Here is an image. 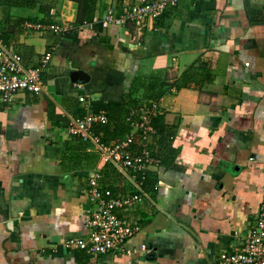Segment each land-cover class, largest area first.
Wrapping results in <instances>:
<instances>
[{"label": "crops", "instance_id": "0c3cea01", "mask_svg": "<svg viewBox=\"0 0 264 264\" xmlns=\"http://www.w3.org/2000/svg\"><path fill=\"white\" fill-rule=\"evenodd\" d=\"M141 1L87 0L83 8L84 0H45L47 13L14 7L8 15L0 6V36L27 67L53 52L42 92L0 105V264H218L248 236L264 199V0H180L142 26H81ZM40 21L74 29L42 36L24 28ZM135 86L138 105L110 121ZM148 98L161 106L145 182L155 205L143 198L127 213L140 226L127 243L135 253L66 251L64 240L88 233L93 174L116 194L130 189L70 135L71 119L104 115L92 133L111 144L130 135L126 118Z\"/></svg>", "mask_w": 264, "mask_h": 264}, {"label": "built area", "instance_id": "2783aa9c", "mask_svg": "<svg viewBox=\"0 0 264 264\" xmlns=\"http://www.w3.org/2000/svg\"><path fill=\"white\" fill-rule=\"evenodd\" d=\"M179 1L142 0L139 4L122 6L120 11L111 8L100 20L86 21L81 26L93 28L95 24H100L103 29L125 27L131 23L142 26L158 20ZM50 14L55 15V11L51 9ZM24 28L42 36H69L74 26L57 21H40L26 22ZM52 58L53 52L46 51L37 66L27 67L20 50L0 36V105L9 107L19 95L41 93L44 89L43 73ZM160 114L161 106L157 101L150 100L139 105L126 118L131 129L130 135L111 144H105L92 133L93 125L107 122L104 115L71 119L68 127L70 135L95 148L106 163L128 180L130 189L127 195L116 194L113 188L104 184L101 173L93 174L88 181V233L84 237L64 240L61 243L63 249L79 250L89 255L125 253L131 257L135 253L127 250V243L140 230V226L127 213L133 211L143 198L155 205L149 198L145 182L150 166L156 162L149 149L150 139L156 132L152 122ZM136 136L139 138L138 145ZM141 250L146 251L148 248L143 245ZM218 264H264V199L241 247L235 252L222 253Z\"/></svg>", "mask_w": 264, "mask_h": 264}, {"label": "trees", "instance_id": "16d2710c", "mask_svg": "<svg viewBox=\"0 0 264 264\" xmlns=\"http://www.w3.org/2000/svg\"><path fill=\"white\" fill-rule=\"evenodd\" d=\"M85 2L83 3V8L86 5L87 0H84ZM88 3V2H87ZM0 6L3 8V11L5 14H9V10L11 8H34L37 6H40V8L47 13V11H49V5L46 4L45 0H0ZM94 5L85 8L83 12H90L89 13V18L87 20H92L91 14L94 12ZM79 20L82 22V20L79 18ZM79 22V23H81ZM83 24V22H82ZM80 25V24H79ZM1 38L5 41L8 42V38L7 34H3V36H1ZM137 87V88H136ZM139 91V86H135V89L133 88V91L131 92V94H129L128 99L124 100L122 102L121 105H119L118 107H114L113 109H111L110 113H109V118L110 121H115L117 123L122 122L124 116L127 115L128 113V107H135L138 105L139 102H137L136 98H135V94H137ZM150 100H155V99H146V101H150ZM116 123V125H117ZM122 126V125H121ZM122 131L124 132L125 129H122Z\"/></svg>", "mask_w": 264, "mask_h": 264}, {"label": "water", "instance_id": "95a60500", "mask_svg": "<svg viewBox=\"0 0 264 264\" xmlns=\"http://www.w3.org/2000/svg\"><path fill=\"white\" fill-rule=\"evenodd\" d=\"M105 41L107 42L108 40L107 39L106 40L101 39V42H105ZM76 77H77V72H75L74 77H73V81H75V82L77 81ZM150 258H151V256L147 255V256L141 258V261L149 260Z\"/></svg>", "mask_w": 264, "mask_h": 264}]
</instances>
